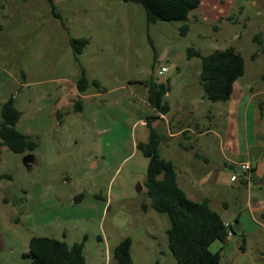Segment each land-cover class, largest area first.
I'll use <instances>...</instances> for the list:
<instances>
[{
	"label": "rangeland",
	"instance_id": "rangeland-1",
	"mask_svg": "<svg viewBox=\"0 0 264 264\" xmlns=\"http://www.w3.org/2000/svg\"><path fill=\"white\" fill-rule=\"evenodd\" d=\"M52 3L0 0V121L2 103L13 96L22 111L17 129L39 142L31 152L32 168L24 164L26 153L0 148V264H32L25 254L33 236L70 246L85 240L87 264H119L113 250L130 237L133 264H178L168 246L169 216L150 206L146 192L148 158L137 144L148 139L147 119L161 137V155L176 165L180 184L195 167L198 173L188 185L197 197H210L224 220L234 218L235 224L239 215L243 218L245 250L240 233L238 242L225 245L220 264H264V217L257 215L256 220L247 204L256 187L248 191L240 181L230 180L232 174H241L242 161L229 165L218 146L216 133L224 137L225 116L223 122H208L203 116L226 104L208 99L200 83L201 59L189 58L186 51L192 46L208 55L235 47L245 59L238 84L262 91L257 102L264 118V0H238L232 11L235 21L225 20L218 28L212 21L195 20L193 10L186 35L180 33L183 21L148 25L145 9L135 2ZM71 37L89 39L79 59ZM162 66L168 72L159 74ZM83 67L89 86L79 92ZM151 77L168 85L165 98L176 118L195 107V125L213 130L188 139L170 136V129L187 124L160 119L148 104L146 81ZM77 100L80 111L75 109Z\"/></svg>",
	"mask_w": 264,
	"mask_h": 264
},
{
	"label": "trees",
	"instance_id": "trees-1",
	"mask_svg": "<svg viewBox=\"0 0 264 264\" xmlns=\"http://www.w3.org/2000/svg\"><path fill=\"white\" fill-rule=\"evenodd\" d=\"M123 1L141 4L146 11L148 25L157 21H183L184 24L180 27L182 35H186L190 29L187 23L190 12L199 7L201 2V0ZM50 2L52 3V0ZM53 9L58 16L54 6ZM88 42L89 39L85 37L70 38L77 59ZM186 51L189 58L201 59L200 83L208 99L214 102L230 99L234 83L245 72L243 55L233 46L215 50L208 55L202 54L192 46ZM93 82L99 86L97 80ZM146 83L149 105L161 114L169 112L170 103L165 98L169 90L168 85L152 77ZM88 86L87 70L83 67L77 88L79 92H84ZM75 109L82 110L80 100H77ZM57 115L60 116V112H57ZM21 116L22 111L16 106L15 98L9 97L1 106L0 148L7 147L15 153L25 154L33 152L39 146L38 140L17 129ZM145 126L149 131L148 139L139 142L137 149L148 158L146 192L151 198L150 206L169 216L170 227L167 229V236L173 256L178 264H220L229 231L236 236L240 233L234 230L232 224L227 225L220 214L212 209L208 198L194 200L189 197L179 184L176 165L161 155V137L152 127V120L147 119ZM2 176L0 175V178ZM144 208H147L146 204ZM242 238L240 247L244 251L246 238L244 236ZM215 242H220L222 247L213 251L211 246ZM84 247L85 240L70 246L66 241L53 237L33 236L29 240L25 256L31 258L32 264H87ZM131 247L132 240L126 237L114 248L113 256L119 264H133Z\"/></svg>",
	"mask_w": 264,
	"mask_h": 264
},
{
	"label": "crops",
	"instance_id": "crops-1",
	"mask_svg": "<svg viewBox=\"0 0 264 264\" xmlns=\"http://www.w3.org/2000/svg\"><path fill=\"white\" fill-rule=\"evenodd\" d=\"M237 2L238 0H201L199 7L194 9V11L196 10L194 19L198 20V18H201L202 20L212 21L215 23V28H218V24L222 23L225 20L235 21V16L233 15L232 11L233 8L236 6ZM244 9L245 7L242 6L241 7L242 13L245 12ZM246 16L247 18H249V15ZM260 35L264 42V32H261ZM238 79L234 83V90L230 99L222 102L226 104L225 108L222 106V104H218V106H215L214 109L208 110L207 114L206 115L204 114L203 116L208 118V122H223L222 117L225 116L224 122H226L227 125L226 126L224 125L223 127L225 129L224 137H222L218 132L216 134H218L219 137L218 146L221 149L220 151L223 157L226 158L228 162H230L229 165L232 166L234 164H237L239 161L252 162L253 170L250 181L245 182L242 180L239 182V184L243 187H246L248 191L253 189V185H255L256 187L255 191L252 190V193L249 192L248 201H247V204L251 209V214L256 219L257 215L264 217V196H263L264 195L263 194L264 193L263 192L264 191V150L261 152L256 151L259 148H264V118L262 115V111L258 109L259 104L257 102V97L260 95V92L262 91L259 90L258 87H256V85L244 87L243 85L238 84ZM201 99L203 101L204 97ZM185 106L186 104L185 102H183V108ZM195 110H196L195 107L194 110H189V112L188 111L186 112L185 110L182 116L176 118L173 115L172 106L170 104L169 112H167L166 114H161L157 111V113L159 118L166 120V122H172V121L175 122V120L177 122L184 121V124H187L186 126L181 125L175 127L174 130L170 129L169 135L170 136L184 135L183 138L188 139L190 137V134L201 136L205 132L208 131L211 132V130H213L208 126L206 127V130L203 131L200 129L198 125H195L194 121L197 120L195 117H193V112ZM178 114L179 113L177 112V114L175 115L177 116ZM190 121L193 122L194 124L189 125L187 122ZM213 128L215 130L220 127L217 126ZM242 154L250 155V157L248 159L237 160L236 157ZM252 154L256 157L255 160L253 159V157H251ZM194 155L195 157L197 156V154ZM203 160L207 162L208 158H204ZM253 160L255 162H253ZM196 173H198V170H196L195 167L193 168L190 167L188 171L185 172V179L183 181V186L180 184V182L179 184L181 185L182 188H184V190L187 192L190 198L194 200H202L204 198H208L210 201V206L212 207L211 205L212 202L210 197H208L207 195H200V197H197L194 190L191 189L190 186L188 185L189 184L188 182H191V179L194 178ZM178 181H179V177H178ZM237 202L241 204L240 199H238ZM223 206L225 207V209L230 211L231 215H235V212H233V210H230L231 207L228 202H224ZM212 209L214 208L212 207ZM234 220H235L234 218L231 220L223 219V221L227 225L229 224L234 225L233 223ZM237 221H239L240 223L239 233H241L242 236H244L247 240V236H248L247 228L243 221V218L240 215L236 218V222ZM235 236H233L231 240H228L227 243H230L231 241L238 242L239 238L238 236H236L235 238ZM213 245H214V249H212L213 251H216L222 247V244L220 242H215L212 244V246Z\"/></svg>",
	"mask_w": 264,
	"mask_h": 264
},
{
	"label": "built area",
	"instance_id": "built-area-1",
	"mask_svg": "<svg viewBox=\"0 0 264 264\" xmlns=\"http://www.w3.org/2000/svg\"><path fill=\"white\" fill-rule=\"evenodd\" d=\"M168 71V67L167 66H162L159 73L160 74H164L165 72ZM238 169L240 171V175H238L237 173L232 174L231 176V181L236 182V181H250L251 179V172L253 169V165L249 162H241L238 164ZM234 236L233 232L230 230L229 234H228V240H231V238Z\"/></svg>",
	"mask_w": 264,
	"mask_h": 264
},
{
	"label": "water",
	"instance_id": "water-1",
	"mask_svg": "<svg viewBox=\"0 0 264 264\" xmlns=\"http://www.w3.org/2000/svg\"><path fill=\"white\" fill-rule=\"evenodd\" d=\"M24 164L27 168H32L31 165L35 162V157L31 152H28L24 155L23 158ZM233 228L236 232L240 231V223L237 221L234 225ZM235 236V235H234ZM236 238V236H235Z\"/></svg>",
	"mask_w": 264,
	"mask_h": 264
}]
</instances>
